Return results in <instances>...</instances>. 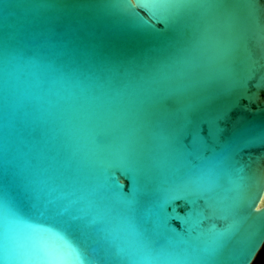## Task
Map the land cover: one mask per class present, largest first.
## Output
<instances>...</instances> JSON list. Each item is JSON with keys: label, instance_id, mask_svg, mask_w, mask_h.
<instances>
[{"label": "water", "instance_id": "95a60500", "mask_svg": "<svg viewBox=\"0 0 264 264\" xmlns=\"http://www.w3.org/2000/svg\"><path fill=\"white\" fill-rule=\"evenodd\" d=\"M109 2L0 0V196L7 169L22 197L84 216L96 264H115L130 242L126 227L114 237L104 223L138 195L135 173L121 176L123 190H105L109 152L122 142L155 160L162 184L211 190L237 162L264 169V42L250 37L255 63L241 52L224 71L239 47L226 30L191 56V37L163 21L157 32L137 30ZM191 9L216 10L212 0H191ZM245 197L246 221L224 264H252L264 246V183ZM206 207L174 200L167 226L188 229L185 239L232 227L226 211L205 219Z\"/></svg>", "mask_w": 264, "mask_h": 264}, {"label": "snow or ice", "instance_id": "6c2138e0", "mask_svg": "<svg viewBox=\"0 0 264 264\" xmlns=\"http://www.w3.org/2000/svg\"><path fill=\"white\" fill-rule=\"evenodd\" d=\"M101 2V0H100ZM214 12H193L191 0H110L105 8L137 30L157 32L156 24L191 37L189 55L195 56L201 44H211L216 34L226 30L239 42L230 68L234 71L241 52L255 63L246 41L256 37L264 42V2L261 0H212ZM264 57V43L260 47ZM103 143V142H102ZM106 191L123 190L125 179L135 173L137 198L125 207H113L105 216V226L113 236L126 227L130 242L115 264H224L230 246L246 218L241 213L245 194L264 183V169L234 166L211 190L194 182L168 181L162 184L155 160L134 140L122 142L109 152ZM120 173V175H117ZM167 195L159 194L161 187ZM200 199L207 207L205 219L226 211L233 220L225 231L211 227L199 236L185 239L184 233L168 226V207L174 200ZM208 197V199H204ZM254 198L248 200L249 206ZM142 210L148 213L145 219ZM196 209L194 208V214ZM207 214V215H206ZM175 218V217H173ZM93 225L58 200L26 199L18 194L14 177L6 169L0 196V264H96L97 247L92 243Z\"/></svg>", "mask_w": 264, "mask_h": 264}, {"label": "trees", "instance_id": "16d2710c", "mask_svg": "<svg viewBox=\"0 0 264 264\" xmlns=\"http://www.w3.org/2000/svg\"><path fill=\"white\" fill-rule=\"evenodd\" d=\"M263 256H264V246L262 247L261 251L259 252L255 261L252 264H259Z\"/></svg>", "mask_w": 264, "mask_h": 264}, {"label": "flooded vegetation", "instance_id": "af4514ba", "mask_svg": "<svg viewBox=\"0 0 264 264\" xmlns=\"http://www.w3.org/2000/svg\"><path fill=\"white\" fill-rule=\"evenodd\" d=\"M259 264H264V256L262 257V260L260 261Z\"/></svg>", "mask_w": 264, "mask_h": 264}]
</instances>
